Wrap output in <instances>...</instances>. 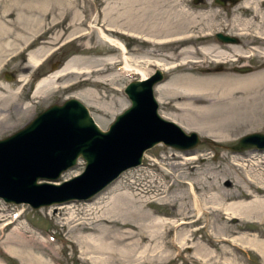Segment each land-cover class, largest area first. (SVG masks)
<instances>
[{"label":"bare ground","instance_id":"1","mask_svg":"<svg viewBox=\"0 0 264 264\" xmlns=\"http://www.w3.org/2000/svg\"><path fill=\"white\" fill-rule=\"evenodd\" d=\"M14 1L16 0L8 2L9 7L15 5ZM25 1V7L30 10L29 13L36 12L34 2L37 0ZM106 1L104 0L102 9L105 23L97 28L96 32L98 37L113 47L116 52L112 55L107 53L102 59L77 57L69 60L55 75L38 81L35 97H43L47 90L56 88V82L64 77V74L61 73L70 69L75 74L73 77L75 82L71 86L81 84L86 87L84 93L94 97L99 96L97 91L90 88V86L93 87L94 82L105 83L108 81L114 84L121 73L135 74L141 78L139 81H144L148 76L147 70L132 65L131 56L130 58L127 56L125 47L119 38L139 37L148 41L149 46L160 45L159 43H163V39H166L169 43L178 46L176 53L182 57V60L181 64L171 69L178 74L169 82L158 85L155 88V94L160 103L162 102L160 93L164 90L174 107L183 113H188L192 121L183 124L170 117L162 116V118L174 122L184 132L192 131L197 135L199 133L207 135L210 138L209 143L213 141L230 142L238 132L246 131L242 129L244 131L240 132V129L235 127L236 125L253 131L261 128L263 116L260 114V110L258 112V109L264 108V67L262 65L256 66L249 74L234 73L232 72L234 68L229 67L223 68L224 72L218 74L203 75L196 73L200 70L199 67L194 69L187 67L189 63L200 66L197 63L201 61L190 62L187 60L188 56L185 55L195 53L192 52L195 49L192 46L194 41L190 40L193 35L189 33L191 27L197 24L198 15L201 14L188 11L185 7V9L181 8L177 2H171L172 8L167 12L166 18L172 17V23L180 24V30L175 33L170 31L169 22L165 18L158 24L166 28V35H153L145 31H137L129 25L132 20L133 23L136 21L138 23V20H141L140 17L143 15L141 16L140 13L144 10L143 2L148 4V0L143 2L141 0ZM158 10L159 8L156 9V11ZM8 16H5L3 22H0V30L5 38L9 33L8 25L10 23L5 20ZM34 21L41 26L39 19L34 18ZM47 28L52 29V25ZM35 45L37 43H34L29 49ZM86 46L87 43L84 44V52L90 50ZM236 50H238L236 46L228 45L225 48L221 44L214 43H204L203 46L197 48L202 57L208 59L215 66L230 64L231 60L228 58ZM49 51L50 49H46L45 46L35 47L28 54L29 64L34 67L39 66ZM253 52L264 57V43H257ZM139 58L141 59V57ZM81 61L90 63L88 66L80 67L78 65L77 67L76 64ZM105 62L108 65H113L111 73L107 74L103 68L101 63ZM247 64L248 61L245 60L235 67H245ZM183 70L186 73H180ZM70 75L73 76L72 73ZM5 77L7 82L10 81L7 80L6 74ZM5 97L8 100L13 98L10 93ZM28 106L21 107L20 111H27ZM20 111L18 110V112ZM192 117L199 121H193ZM3 119L5 117L0 118V123L4 122ZM246 119L250 121L245 122ZM69 126L71 125L67 127ZM144 126L145 124H141L136 128L140 134H142ZM57 132L67 138L63 126L58 127ZM198 140L201 143L199 136ZM230 147L229 150H231ZM174 149L183 153V155H172L173 159L178 161L173 164L175 167L189 166L191 171L197 169V163L202 160L201 155H197L198 152ZM237 152L240 153L232 157L230 168L237 174V176L235 175L236 179L232 181L240 192L232 190L229 185L231 182L228 181H225L228 187L224 193L220 187H214L212 184L200 186L199 182L188 180L189 173L180 172L179 174L176 172L178 170L169 172L168 163H165L164 158L159 163L151 165L157 164L160 177L148 174L145 180H132L129 186L122 191H119L120 183L114 182L109 185L104 191L109 190L113 194L103 206L98 207L99 211L95 219L77 222L73 213H70L71 217L67 221V225L74 224L71 226L73 230L81 228L75 241L84 261L88 264H164L167 260H171L174 254L189 253L187 256L193 260L210 264L212 258L218 257L214 246L209 244L206 239L204 241L203 236L197 240L193 238L194 234L202 231L211 238V241L216 244L218 242L220 251L223 250L224 254H228L230 246L234 247L233 251L235 252L247 253L250 250L259 256L264 264L263 232L258 229L226 228V223L232 219L238 220L242 224H264V150ZM190 154L195 156L187 157ZM40 167L42 168V166ZM44 168H49V166H44ZM38 183L47 182L43 180ZM174 186L181 188L182 195L173 193L174 190L171 191ZM164 206H170L171 212L160 213L159 207ZM216 213L224 217V222H212L207 219ZM225 257L218 262L220 264H238L234 263L231 258Z\"/></svg>","mask_w":264,"mask_h":264},{"label":"rangeland","instance_id":"2","mask_svg":"<svg viewBox=\"0 0 264 264\" xmlns=\"http://www.w3.org/2000/svg\"><path fill=\"white\" fill-rule=\"evenodd\" d=\"M11 1L13 0H0V22L5 16L9 15L5 20L10 23L8 25L9 33L6 38L0 30V118L5 117L3 119L4 122L0 123V140L24 127L38 113L49 106L62 104L70 99L80 101L88 109L98 127L102 131H107L114 119L130 106L124 94V87L132 80L129 74L121 73L114 84L108 81L105 83L94 82L93 87L90 86V88L99 94L98 97H94L85 94L86 87L81 84L71 86L75 82L73 80L75 74L70 69L61 73L64 74V77L56 82V88L47 90L43 97L34 96L38 81L55 75L69 60L77 57L102 59L107 53L112 55L116 52L113 47L100 39L96 32V29L105 23L102 16L104 0H37L34 2L36 12L32 13H29L30 10L25 7V0H16L14 1L15 5L9 7L8 2ZM108 1L117 2L122 0H107L106 2ZM171 2H177V5L183 9L188 7L187 5L189 7H197L191 5V0H148V4L143 2L142 7H144V10L140 13L141 16L143 15V17H140L141 20H138V23L137 21L133 23L132 20L129 25L137 31H145L153 35H166V28L161 27L158 22L166 18L167 12L172 8ZM157 8H159L158 11H156ZM34 18L39 19L41 26L34 21ZM166 19L169 22L170 31L175 33L180 30V24H178L179 27L173 24L172 17ZM205 22L206 20H201L191 27L192 31L189 29V34L193 35L190 40L194 41L192 46L195 47L192 52L195 53L185 56H188L187 60L190 62H201L197 63L200 66L189 63L187 67H192V69L199 67L198 69L200 70L196 71V73L203 75L224 72L223 68L233 67L234 70L241 68L235 67L239 64L234 61H230V64L223 66L212 65L208 59L203 58L202 54L197 51V48L204 44L200 42L203 37L202 40L205 39V33L213 30L211 29L212 26L207 29ZM51 25L52 29H48L47 27ZM119 41L125 47L127 56L129 58L131 56L130 62L132 65L146 69L148 75L156 67L161 70L164 69L162 72L166 76V82H169L178 74V72L171 70L174 66L181 64L180 61L182 60V57L176 53L178 51L176 44L169 43V41L163 39V43H159L160 45L152 43L154 46H149L148 41L144 39L139 37L128 38L127 36L119 38ZM34 43H37V45L32 49L38 46H45L46 49H50L49 53L43 58L42 63L37 67L30 65L28 61V54L32 50L29 48ZM85 43H87L86 47L90 48L88 52H84ZM89 63L88 61H81L76 65L77 67L78 65L84 67L88 66ZM105 63H101L103 68L107 74L111 73L113 65ZM260 63L254 59L249 66L241 68L250 69L243 74L253 72L256 66L261 65ZM262 66L264 67V64ZM185 70L180 71V73H186ZM234 70L232 72H238ZM192 71L195 72V70ZM5 74L10 81L7 82L5 80ZM139 78L135 77L133 80ZM9 93L13 98L5 99V96ZM160 95L162 98V102L159 103L160 115L170 117L176 122L183 124L192 121L188 113H183L174 107L164 90H162ZM27 105H29L27 111H20L21 107ZM259 110L263 116L261 128L253 131L236 125L235 127L240 129V132L246 131L238 132L230 142L213 141L209 143L210 138L205 134L199 133L198 136L201 139V143L193 149L184 150L198 152L197 155H201L202 160L197 163L195 171H191L189 166L175 167L173 164L178 161L173 159L172 155H183V153L180 150L160 143L144 153L140 166L126 170L112 183H120L119 191H122L129 186L132 180H145L148 174H155L160 177L157 164L155 166L151 165L159 163L164 158L165 163H168L169 172L178 170L176 172L179 174L180 172L189 173L188 180L199 182L200 186L212 184L214 187H220L224 193L228 187L225 181H228L231 182L229 184L231 187H229L232 190L235 189L240 192L237 185L232 181L236 179L235 175L237 176V174L230 168L232 157L237 156L240 152L232 151L228 148L236 145L237 141L244 135L255 132L262 133L264 131V108L258 109V112ZM196 120L199 121L196 118L193 119V121ZM246 121L250 120L246 119ZM186 132L189 133V131ZM193 156L195 155L190 154L187 157L192 158ZM84 165V160L81 157L78 158L73 167L64 171L57 181H50V183L59 184L78 176L84 171ZM205 188L204 190H206ZM105 189L88 201L52 204L36 210L26 204L14 205L0 200V264H88L80 255L79 246L75 241V237L79 235V229L81 228L73 230L71 226L74 224L67 225V221L71 217L70 213H73L77 222L95 219L98 215V207L100 205L103 206L113 194L109 190L104 191ZM171 191L177 195H182L183 193L179 186H174ZM204 193L206 192L204 191ZM150 211H153V209H150ZM159 212L169 213L171 212V207H159ZM207 219L212 222H224V217H221L219 213L210 215ZM226 224V228L230 227L237 230L243 228L258 229L264 233V224H242L234 219ZM193 238L196 240L200 238L206 239L209 244L214 246L218 257L212 258L210 264H220L218 261L226 258L225 256L238 264H262L261 258L250 250L247 253L235 252L233 251L234 247L230 246L227 251L228 254H224L223 250L220 251L218 242L216 244L211 241V238L202 231L194 234ZM187 255L189 253L174 254L172 259L167 260L164 264H203L201 261H195Z\"/></svg>","mask_w":264,"mask_h":264},{"label":"water","instance_id":"3","mask_svg":"<svg viewBox=\"0 0 264 264\" xmlns=\"http://www.w3.org/2000/svg\"><path fill=\"white\" fill-rule=\"evenodd\" d=\"M161 79L157 71L144 81L131 82L125 89L131 106L115 118L107 131L98 127L80 101L70 99L49 106L24 127L1 139L0 198L13 204H28L34 210L87 200L125 170L140 165L144 152L156 144L181 150L199 144L196 133H186L158 114L153 86ZM141 124H145L142 134L136 129ZM60 126L67 138L57 132ZM263 147L264 135L253 133L230 148L243 151ZM80 157L85 161L83 173L60 185L50 183ZM40 180L47 183H38Z\"/></svg>","mask_w":264,"mask_h":264},{"label":"flooded vegetation","instance_id":"4","mask_svg":"<svg viewBox=\"0 0 264 264\" xmlns=\"http://www.w3.org/2000/svg\"><path fill=\"white\" fill-rule=\"evenodd\" d=\"M191 5L198 8L187 5L186 9L201 14L198 15L197 23L206 20V28L212 26L213 29L205 33V39L202 40L203 37L200 43H220L225 48L228 45L238 47L228 59L239 65L246 60L248 64L245 67L254 59L264 64V57L253 52L257 43H264V0H191ZM241 68L235 70L240 74L250 70ZM248 150L262 151L264 148Z\"/></svg>","mask_w":264,"mask_h":264}]
</instances>
